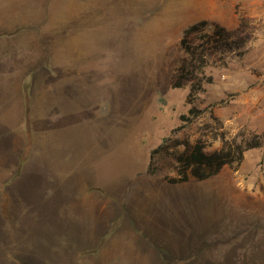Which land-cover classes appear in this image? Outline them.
<instances>
[{
  "label": "rangeland",
  "instance_id": "374dc122",
  "mask_svg": "<svg viewBox=\"0 0 264 264\" xmlns=\"http://www.w3.org/2000/svg\"><path fill=\"white\" fill-rule=\"evenodd\" d=\"M202 20L233 44L185 124L188 89L169 81ZM6 24L0 131L22 101L25 127L1 134L23 148L0 156V264H264V0H0ZM252 136L207 180L148 172L163 138L213 152Z\"/></svg>",
  "mask_w": 264,
  "mask_h": 264
},
{
  "label": "trees",
  "instance_id": "16d2710c",
  "mask_svg": "<svg viewBox=\"0 0 264 264\" xmlns=\"http://www.w3.org/2000/svg\"><path fill=\"white\" fill-rule=\"evenodd\" d=\"M232 33L217 22L202 20L188 26L178 42L181 53L170 77L172 89H188L186 103L191 105L187 115L180 120L185 124L192 123L201 113L193 107L204 84L210 82L205 76V69L224 50L230 49L233 40ZM259 136L240 139L232 142L221 139V147L213 152H206L205 145L200 140L190 141L186 138H163L161 143L150 152L148 172L155 174L164 168L172 175H166L169 184L186 183L193 179L207 180L218 174L222 168H237L245 152L261 147Z\"/></svg>",
  "mask_w": 264,
  "mask_h": 264
},
{
  "label": "crops",
  "instance_id": "0c3cea01",
  "mask_svg": "<svg viewBox=\"0 0 264 264\" xmlns=\"http://www.w3.org/2000/svg\"><path fill=\"white\" fill-rule=\"evenodd\" d=\"M25 25V21L24 23L22 24H19L17 25L18 27L16 28H19V27H22ZM6 28V32H4ZM16 28H13V25L12 24H6V25H1V28H0V31L2 33H11L13 30H15ZM1 45V44H0ZM3 47H5L4 45H1ZM21 103V102H20ZM23 105V101H22V104H21V108L18 110V115H17V118L14 120V122H11L8 124L7 127H3L2 131H0V156H1V160H4L5 162H18L19 160V154L21 153V149H19L17 146L15 149H13V142H12V139L10 140V134L7 138H5L4 141H2V137H1V134L4 133V131L6 132L7 130H11L10 133L12 132H17L18 131H21L22 129H24L25 127V112H24V107L22 106Z\"/></svg>",
  "mask_w": 264,
  "mask_h": 264
}]
</instances>
